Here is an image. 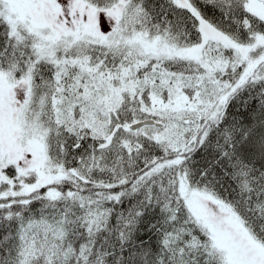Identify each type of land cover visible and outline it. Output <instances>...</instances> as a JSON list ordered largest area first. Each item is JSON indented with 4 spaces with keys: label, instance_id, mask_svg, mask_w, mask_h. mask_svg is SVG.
Wrapping results in <instances>:
<instances>
[{
    "label": "snow or ice",
    "instance_id": "snow-or-ice-1",
    "mask_svg": "<svg viewBox=\"0 0 264 264\" xmlns=\"http://www.w3.org/2000/svg\"><path fill=\"white\" fill-rule=\"evenodd\" d=\"M0 264H264V0H0Z\"/></svg>",
    "mask_w": 264,
    "mask_h": 264
}]
</instances>
